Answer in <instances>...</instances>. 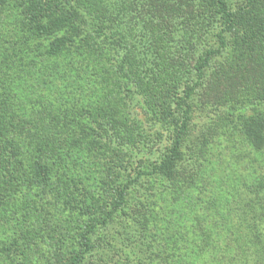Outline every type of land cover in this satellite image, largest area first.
Here are the masks:
<instances>
[{
	"label": "trees",
	"instance_id": "1",
	"mask_svg": "<svg viewBox=\"0 0 264 264\" xmlns=\"http://www.w3.org/2000/svg\"><path fill=\"white\" fill-rule=\"evenodd\" d=\"M126 12L130 13L128 25L124 24ZM145 16L149 21L156 18L165 24L171 22L176 35L169 34L166 39L160 36L157 26L149 25ZM4 20L7 22L4 23ZM10 23L13 34L10 39L13 42L7 54H16V49L21 50L20 44H23L32 56L30 42L43 41L44 50L40 58L51 64L47 70L48 78L56 79L55 91L38 95L25 118L17 116L15 109L11 108L4 114L0 112V151L7 156L14 155L12 160L3 161L0 171L16 192L21 191L22 180L29 173L49 181L48 166L42 161L51 151L74 152L85 147L96 157V166L104 173L112 169L113 164L119 163L114 161L128 153V148L132 151L129 146L140 142L137 133L132 134L126 130L128 128L125 129L129 127V117L128 120L116 121L115 127L106 126L98 117L88 119L92 116L89 112L93 111L90 107L97 105L94 95L100 89L105 90H98L96 85H107L108 67L103 65V69L96 71L94 79L87 76L86 85L83 82L75 85L68 94L70 98H75V102L69 106L66 104L68 100L63 97L62 81L74 70L72 49L81 53L82 58L77 63L79 66L84 64L87 74L90 71L88 68L94 69V66L87 68L85 63L91 60V56L98 59L95 49L104 53L99 60L107 58V55L119 57V48L124 49L130 59L132 46L138 47L135 59H130L134 63L130 62L127 66L121 63L113 71L112 78L115 75L124 80L122 88L129 85L133 89L136 81L141 88H149V91L146 89L147 96L143 94L144 100L152 107H159L155 109L160 111L159 119L171 126V147L155 168L166 178L172 176V171L181 161L180 146L191 119L194 95L203 83L204 95L201 91L199 100H207V105L225 124L231 121L230 112L242 114L240 134L249 142L251 150L264 152V0H0V31ZM141 30L147 32V40L156 36L154 39L164 45L157 50L158 55L154 56L152 63L142 56L150 49L146 38L138 35L143 38V43L135 42ZM125 32L127 35H124ZM118 36L122 38L118 39ZM176 42H179L178 45ZM172 46L182 54L174 52ZM27 53L23 58L30 57ZM68 57L72 58L69 60ZM74 59L77 58L74 56ZM184 65L187 69L183 78L180 73ZM24 68L21 66L19 72L23 74ZM26 81V76H20V87ZM129 92L126 106L134 93L130 89ZM167 95L173 100L174 109L163 111L169 101ZM102 104L99 103L100 106ZM71 110L78 113L80 121H73L68 114ZM104 112L107 110L103 109ZM11 123L16 129L11 136L8 133L3 138L6 124ZM122 164L115 167H123ZM259 181H264V177ZM25 187H29L27 183ZM217 187L219 189L218 184ZM124 190H118L112 209H108L107 205L100 208V204L93 209L83 200L82 194L85 195L83 192L87 188L80 182L74 181L69 188H65L67 195L57 198L56 206L62 213L84 222L65 241L68 244L65 250H60L57 264H83L96 252L95 235L115 218ZM97 194L100 198L105 196L104 193ZM249 194L250 200L244 199L238 208L225 209L231 232L234 233L220 250L226 256L224 261L227 264H264V252L260 255L255 251L257 237L248 240L243 234L247 231L250 235L247 222L252 215L254 218L260 216L259 220L264 217V182L249 190ZM261 227L264 228V225ZM260 237L264 239V233ZM133 260L150 263L141 252L135 253ZM158 261L159 264L181 263L178 258L170 262L168 258L160 257Z\"/></svg>",
	"mask_w": 264,
	"mask_h": 264
},
{
	"label": "rangeland",
	"instance_id": "2",
	"mask_svg": "<svg viewBox=\"0 0 264 264\" xmlns=\"http://www.w3.org/2000/svg\"><path fill=\"white\" fill-rule=\"evenodd\" d=\"M129 17L130 13L126 12L125 25L129 24ZM145 18L149 25L157 26L160 36L165 39L169 34L176 35L171 22L165 24L155 18L152 19L154 23ZM11 30L10 23L5 24L0 31V112L4 114L11 108L15 109L17 116L25 118L30 114L38 95L55 91L56 79L48 78L47 70L51 64L40 58L44 50L43 41L30 42L32 56L26 52L23 44H20L21 50L16 49V54H7L13 42L10 39L13 35ZM138 35L146 38L150 49L143 52L142 56L152 63L154 56L158 55L157 50H161L164 45L154 39L156 36L147 40L149 36L143 30ZM137 37L135 42L143 43V38ZM163 37L160 38L163 40ZM137 50L136 45L132 46L130 59H135ZM72 51L74 70L62 81L63 97L68 100L66 104L69 106L75 102V98L68 96L75 85L82 82L86 85L87 76L94 79L96 71L103 69V65L104 68L108 67L107 85H96L98 90H105L100 89L97 96L94 95L97 105L90 107L93 111L89 114L92 116L88 118L87 112L86 116L89 120L98 117L106 126L109 124L114 127L116 121L128 120L129 117V127L125 129L128 128L126 130L132 134L137 133L140 142H134L129 146L133 148L132 151L128 148V153L114 161L119 162L117 166L123 162V167L116 168L113 164L112 169L104 173L97 168L96 157L85 147L74 152L51 151L42 161L48 166L49 181L29 173L22 180L23 183L21 181V191L17 192L13 185H8L0 171V264H57L60 250H65L68 244L65 241L84 222L62 213L56 206L57 198L67 195L65 188H69L74 181L87 188L83 192L85 195L82 194L83 200L93 209H96V204H100V208L108 206V209H112L114 200L118 198V190L126 188L115 218L95 235L98 249L83 264H159L160 257H166L170 262L178 258L181 260L179 264H227L224 261L226 256L220 250L225 242L230 241L233 232L225 209L238 208L244 199L250 200L249 190L264 182L259 181L264 177V152L251 150L249 142L240 134L242 114L230 112L231 121L223 123L216 111L207 105V100H199L204 87V83L201 84L195 92L191 119L180 146L181 161L172 171V176L166 178L155 168L171 147V126L159 119L160 111L155 110L159 107H152L144 100L143 94L147 96L146 89L149 91V88H141L138 81L133 84V89L129 85L122 88L124 80L115 75L112 78L113 71L121 63L127 66L134 62L126 56L124 49L119 48V57L113 53L112 57L106 54L107 58L103 57V60L99 58L104 53L95 49L94 54L98 59L91 56V60L85 63L87 68L94 66V69L88 68L90 71L86 74L84 64L79 66L77 63L82 58L81 53L76 49ZM174 52L182 54L175 49ZM24 53L30 57L23 58ZM72 57H68L69 60ZM21 66H25L23 74L19 72ZM32 68L36 72L27 71ZM186 69L184 65L180 73L183 78ZM20 76L27 78L22 87ZM129 89L134 93L126 106ZM179 93L182 94L181 90ZM172 101L170 98L163 111L174 109ZM100 102L103 103L101 106ZM103 109L107 112L102 113ZM68 114L73 121H80L74 110ZM6 125L3 138L8 133L11 136L16 129L13 123ZM0 154L1 169L3 161L12 160L14 155ZM25 183L29 187H25ZM97 193H104L105 196L100 198ZM239 210L241 212V208ZM253 218L254 215L247 222L250 235L247 231L243 234L247 235L248 240L257 237L255 251L261 255L264 252V239L260 237L264 233L261 227L264 217L260 220V216ZM138 252L145 255L150 263L133 260Z\"/></svg>",
	"mask_w": 264,
	"mask_h": 264
}]
</instances>
